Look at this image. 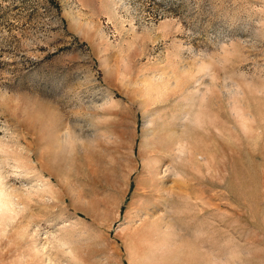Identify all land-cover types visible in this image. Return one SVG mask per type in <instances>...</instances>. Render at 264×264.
<instances>
[{"label": "rangeland", "instance_id": "374dc122", "mask_svg": "<svg viewBox=\"0 0 264 264\" xmlns=\"http://www.w3.org/2000/svg\"><path fill=\"white\" fill-rule=\"evenodd\" d=\"M0 194V264H264V0H0Z\"/></svg>", "mask_w": 264, "mask_h": 264}, {"label": "bare ground", "instance_id": "6f19581e", "mask_svg": "<svg viewBox=\"0 0 264 264\" xmlns=\"http://www.w3.org/2000/svg\"><path fill=\"white\" fill-rule=\"evenodd\" d=\"M171 151H172V150H171ZM0 195H1V194H0ZM5 195H6V193H5ZM7 195H8V193H7ZM7 195H6V196H7ZM2 196H3V195H2ZM5 198H6V197H5ZM1 199H3V197H1ZM1 199H0V202L2 201ZM7 199H8V198H7ZM4 201H5V200H4ZM4 201H3V202H4ZM5 202H6V201H5ZM4 205H5V204H4ZM5 207H6V206H5Z\"/></svg>", "mask_w": 264, "mask_h": 264}]
</instances>
